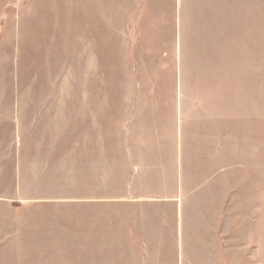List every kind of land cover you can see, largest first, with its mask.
Returning <instances> with one entry per match:
<instances>
[{
  "label": "rangeland",
  "instance_id": "obj_1",
  "mask_svg": "<svg viewBox=\"0 0 264 264\" xmlns=\"http://www.w3.org/2000/svg\"><path fill=\"white\" fill-rule=\"evenodd\" d=\"M0 264H264V0H0Z\"/></svg>",
  "mask_w": 264,
  "mask_h": 264
}]
</instances>
